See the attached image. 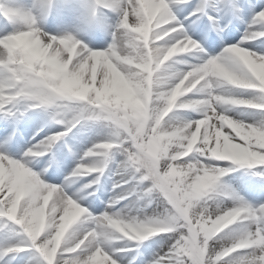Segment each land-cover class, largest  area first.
Instances as JSON below:
<instances>
[{
	"label": "clouds",
	"instance_id": "obj_1",
	"mask_svg": "<svg viewBox=\"0 0 264 264\" xmlns=\"http://www.w3.org/2000/svg\"><path fill=\"white\" fill-rule=\"evenodd\" d=\"M0 122V264H264V0H0Z\"/></svg>",
	"mask_w": 264,
	"mask_h": 264
},
{
	"label": "rangeland",
	"instance_id": "obj_2",
	"mask_svg": "<svg viewBox=\"0 0 264 264\" xmlns=\"http://www.w3.org/2000/svg\"><path fill=\"white\" fill-rule=\"evenodd\" d=\"M5 134V132H1L0 131V136H3ZM30 139V137H28ZM55 177L57 180L58 179H62V176L61 177H57L55 174L50 176L49 179L50 180H53V178ZM55 181V180H53ZM239 182V181H238ZM249 196L251 199H257V198H264V193H261L259 192L258 190L255 189V187L253 186H250V191H249ZM99 207V206H98Z\"/></svg>",
	"mask_w": 264,
	"mask_h": 264
},
{
	"label": "snow or ice",
	"instance_id": "obj_3",
	"mask_svg": "<svg viewBox=\"0 0 264 264\" xmlns=\"http://www.w3.org/2000/svg\"><path fill=\"white\" fill-rule=\"evenodd\" d=\"M219 4L220 5H223L225 0H218ZM205 27L206 25L203 23V24H199L196 26V31L199 35H203L204 34V31H205ZM214 43V42H213Z\"/></svg>",
	"mask_w": 264,
	"mask_h": 264
}]
</instances>
